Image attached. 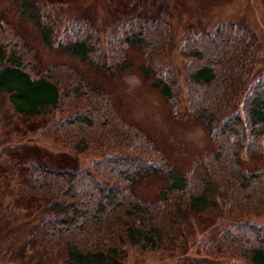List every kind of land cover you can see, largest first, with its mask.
<instances>
[{
	"label": "trees",
	"instance_id": "1",
	"mask_svg": "<svg viewBox=\"0 0 264 264\" xmlns=\"http://www.w3.org/2000/svg\"><path fill=\"white\" fill-rule=\"evenodd\" d=\"M18 1L48 46L108 72L128 62L125 44L136 43L146 59L141 73L177 114V74L156 64L170 45L168 10H123L101 35L84 16L61 24L53 0ZM259 49V38L241 22L182 32L185 107L202 120L211 144L180 172L144 129L124 119L109 93L73 65L37 67L36 47L3 18L0 6V93L23 121L49 119L44 131L64 146L101 155L91 165L95 175L80 166L55 168L30 158L24 194L39 198L40 205L44 200L48 211L29 236L42 254L62 255L68 264H116L123 242L170 249L178 238L194 234L192 214L230 212V225L207 235L201 248L217 255L214 264H264V162L252 168L241 163L245 156L264 159V71L254 73ZM157 173L167 180L157 197L138 194L137 179ZM250 214H261L263 221H250Z\"/></svg>",
	"mask_w": 264,
	"mask_h": 264
},
{
	"label": "rangeland",
	"instance_id": "2",
	"mask_svg": "<svg viewBox=\"0 0 264 264\" xmlns=\"http://www.w3.org/2000/svg\"><path fill=\"white\" fill-rule=\"evenodd\" d=\"M53 1L58 3L61 24L84 16L92 21L101 35L123 10L138 12L136 14H154L161 8L169 11L167 23L171 29L170 45L161 61L156 64L159 70L171 66L177 74L180 82V105L176 108V115L168 109V102L160 89L149 84L141 73L146 59L136 43L125 44L128 62L108 72L105 67H95L93 63L68 50L48 46L31 17L26 11H20L18 0H0L3 18L17 29L27 44L36 47L37 67L43 69L50 62H67L73 65L85 79L97 83L107 91L124 119L144 129L180 172L187 170L196 155L211 144L202 120L185 107L186 59L179 51L182 32L186 29L191 32L211 31L220 21L241 22L250 27L260 41L254 73L256 75L264 71V0ZM22 119L14 111L6 94L0 93V264H68L62 255L56 254V258L44 256L29 237L33 226L48 211L44 207V200L40 205L38 197L31 200L25 196L27 172L32 159L38 158L55 168L80 166L95 175L96 171L91 165L93 159L96 160L101 155L96 150H74L64 146V143L44 131L49 119H37L35 122H25ZM263 162L264 159L256 155L245 156L241 160L242 165L249 168L257 167ZM166 183V175L157 173L138 178L134 188L142 196L155 198L158 188ZM214 200L220 204L219 197ZM191 216L195 226L194 234L185 241L178 238L176 245L170 249H142L137 244L123 242L119 246L123 251L120 250L115 255L114 262L214 264L217 255L205 253L201 245L207 242V235H216L218 230L229 226L234 216L230 212H226L223 217H211L203 213ZM248 218L256 223L263 221L261 214H250ZM222 258L220 259L223 260Z\"/></svg>",
	"mask_w": 264,
	"mask_h": 264
}]
</instances>
